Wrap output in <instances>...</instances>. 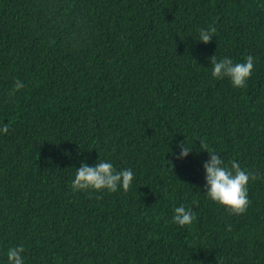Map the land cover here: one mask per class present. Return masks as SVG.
Returning <instances> with one entry per match:
<instances>
[{
	"label": "trees",
	"instance_id": "1",
	"mask_svg": "<svg viewBox=\"0 0 264 264\" xmlns=\"http://www.w3.org/2000/svg\"><path fill=\"white\" fill-rule=\"evenodd\" d=\"M214 54L252 55L247 86L212 77ZM5 123L0 264L20 244L25 264H264V0H0ZM199 140L261 174L244 214L207 198ZM99 160L133 170L127 192L72 191Z\"/></svg>",
	"mask_w": 264,
	"mask_h": 264
},
{
	"label": "clouds",
	"instance_id": "2",
	"mask_svg": "<svg viewBox=\"0 0 264 264\" xmlns=\"http://www.w3.org/2000/svg\"><path fill=\"white\" fill-rule=\"evenodd\" d=\"M217 32L215 26L199 30V40L208 43ZM212 65V77L216 79L229 78L232 86L235 88H244L247 86V80L252 76L255 66V58L252 55L245 57L244 62L234 63L229 57L217 60L216 55L210 57ZM25 87L23 81L17 79L14 81V87L9 96H14L16 92ZM9 124L5 123L0 126V133L9 132ZM201 148L210 154V160L204 163L206 172V196L211 201L221 205L230 215L244 214L251 201L248 197V185L250 181L261 179L262 176L258 171H252L242 168L239 161L232 159L225 163L219 157L215 149L210 148L204 140H199ZM181 148L177 159L186 157L191 147L187 145L186 140L178 143ZM173 155H175L173 153ZM173 162L169 161V167L172 169ZM134 172L131 168L117 171L113 163L108 160H99L94 166L90 167L86 162L82 163L79 169H76L75 178L72 181L71 188L73 192L94 190H107L114 193L122 188L127 192L132 186ZM99 198V197H98ZM198 205L197 200L192 201ZM172 217L173 222L179 226H190L197 219L193 210L181 204L174 208ZM229 225L227 231H231ZM25 246L23 244L9 247L7 249L8 264H25L23 253Z\"/></svg>",
	"mask_w": 264,
	"mask_h": 264
}]
</instances>
